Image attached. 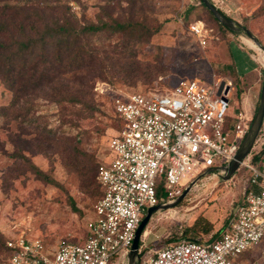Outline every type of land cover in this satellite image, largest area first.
<instances>
[{
  "label": "rangeland",
  "instance_id": "1",
  "mask_svg": "<svg viewBox=\"0 0 264 264\" xmlns=\"http://www.w3.org/2000/svg\"><path fill=\"white\" fill-rule=\"evenodd\" d=\"M118 1L78 0L71 10L78 18V26L115 16L122 20H146L152 29H158L150 42L142 45L134 61L126 62L127 65L136 62L135 69L152 74V81L142 79L132 83L126 80L120 76L125 70L119 67L117 60L111 59L113 65L108 66L112 85L108 94L163 92L176 87L182 79H200L208 85L217 80L233 87L231 117L242 109V98L246 97L256 113L263 88L262 50L251 47L244 40L252 50L250 55L233 40L237 35L211 21L198 0H138L136 6L129 5L128 0H120V4ZM211 1L229 18L247 28L264 46V0ZM17 3L24 4L11 1V4ZM191 8L193 11L188 15ZM197 22H202L208 30L205 49L191 33V26ZM95 45L108 57L115 56L110 47L101 48L107 44L97 42ZM99 70L96 68V73L87 74L91 75L92 83H100L102 89L105 88L102 87L104 80L95 75H101ZM11 97L12 93L0 79V264L8 257L6 243L15 238H38L50 250L62 243L83 241L99 194L81 187L78 175L64 166L65 158L71 153V147L76 146L84 155L85 163L93 159L99 163L107 161L111 156L110 139L120 126L109 98L97 100L91 95L87 107L100 110H92L88 114L90 118H77L72 112L82 110V105H58L36 97L32 100L34 122L28 123L21 118L15 119L10 113L3 114ZM39 126H48L51 135L40 132ZM259 150L255 144L247 160L251 162V156ZM19 152L26 158H19L16 155ZM222 162L217 160L216 165ZM37 170L42 172V177L36 174ZM214 174L207 173L177 207L152 216L140 242L141 261L182 239L208 241L219 236L242 201L251 173L240 167L226 181ZM208 225L212 230L206 234L203 229ZM244 258L242 264H264V241L251 247Z\"/></svg>",
  "mask_w": 264,
  "mask_h": 264
},
{
  "label": "built area",
  "instance_id": "2",
  "mask_svg": "<svg viewBox=\"0 0 264 264\" xmlns=\"http://www.w3.org/2000/svg\"><path fill=\"white\" fill-rule=\"evenodd\" d=\"M190 29L205 49L209 36L205 25L197 22ZM102 87L98 83L95 90L110 98L120 126L109 142L110 160L98 168L101 197L83 241L50 250L38 238H15L7 242L10 253L2 264H126L148 209L172 202L211 169L219 174V168L237 155L253 120L241 109L229 122L234 90L217 80L208 85L200 79H182L163 92L115 96L108 94L109 84ZM256 145L264 147V123ZM217 160L222 164L216 165ZM241 167L250 171V179L218 238L182 239L139 264H242L247 251L264 241V164L246 160ZM159 187L164 192L161 198Z\"/></svg>",
  "mask_w": 264,
  "mask_h": 264
},
{
  "label": "trees",
  "instance_id": "3",
  "mask_svg": "<svg viewBox=\"0 0 264 264\" xmlns=\"http://www.w3.org/2000/svg\"><path fill=\"white\" fill-rule=\"evenodd\" d=\"M11 1L24 4H11ZM118 2L121 3L120 0ZM198 2L211 21L226 29L204 4ZM128 3L136 6L138 0H128ZM73 4H78V0H0V79L12 93L8 107L3 109L4 115L10 113L15 119L33 123L32 111L35 108L32 100L37 97L58 105H82V110L72 112L74 117L90 118L88 114L92 110L97 111L98 107H87L89 97L93 95L97 100L109 97L95 90L97 84L92 83L91 75L87 73H96L98 68L101 75L95 74L96 77L112 85L109 81L111 68L108 66L113 65L111 59L120 63L119 67L125 70L120 76L126 80L132 83L142 79L152 81V74L135 69L138 67L136 62L128 65L126 62L134 61L142 45L149 43L158 29H152L146 20H122L115 16H108V20L100 19L88 26H78V18L71 12ZM192 11L193 8L188 10V15ZM97 42L107 44L101 48L110 47L115 56L108 57L95 45ZM234 120L235 117L230 116L229 122ZM71 122L74 123V120ZM39 127L40 132L51 135L52 130L48 126ZM16 155L26 158L20 152ZM84 159L80 150L72 146L64 166L78 175L83 189L95 190L100 198V163L94 159L85 163ZM251 163L264 164V147L253 153ZM36 174L43 176L38 170ZM163 196L164 192L159 187L158 197ZM197 229L196 226V232ZM211 230L212 227L208 225L203 232L208 234ZM7 253H10L8 248Z\"/></svg>",
  "mask_w": 264,
  "mask_h": 264
},
{
  "label": "water",
  "instance_id": "4",
  "mask_svg": "<svg viewBox=\"0 0 264 264\" xmlns=\"http://www.w3.org/2000/svg\"><path fill=\"white\" fill-rule=\"evenodd\" d=\"M204 6L213 14L215 19L223 25L226 29L229 31L239 35L244 36L248 38L254 45H256L260 50L264 52V46L260 43V41L244 26H241L236 21L229 18L227 15H224L222 11L215 6V4L211 0H199ZM224 87V83L221 85V88L219 90V94L221 93L222 89ZM264 123V67H263V88L260 95V102L259 106L257 108V111L254 115V118L252 120L250 129L245 136L237 155L235 158L226 166H223L219 168L218 171H220L219 175L223 180H229L231 179L235 173L239 170L241 165L247 160V158L251 155L256 141L258 139L260 130ZM215 169L209 170L207 173L213 172ZM206 173L201 174L197 178H195L192 182L188 184V186L185 188L183 193L173 200L172 202L160 204L158 206L149 208L146 215L142 219L136 235L135 239L133 241L131 250L127 257V263L126 264H139L140 261V242L142 239V235L144 233L145 228L147 227L149 221L151 220L152 216L159 212L164 211L168 209H172L177 207L191 192V190L194 188V186L202 179L204 178Z\"/></svg>",
  "mask_w": 264,
  "mask_h": 264
},
{
  "label": "crops",
  "instance_id": "5",
  "mask_svg": "<svg viewBox=\"0 0 264 264\" xmlns=\"http://www.w3.org/2000/svg\"><path fill=\"white\" fill-rule=\"evenodd\" d=\"M233 40H235L237 43H239V45H241L246 51H248L249 53H250V55L251 54H253L252 53V50L245 44V42H244V40H246V39H244V38H242V36H239V35H237V37L236 38H234ZM245 75V74H244ZM243 75V76H244ZM243 76H242V78H243ZM252 109V107H251V105H250V103H249V101H248V98L246 97V98H242V110H244L246 113H248V115H250V116H252L253 118H254V113H253V110H251ZM239 112V111H238ZM110 158H111V156L109 157V159H107V161H105V162H108L109 160H110ZM216 174H217V172H215ZM215 175V174H214ZM224 229H225V227H224ZM223 229V230H224ZM223 230H222V232H223ZM221 232V233H222ZM220 233V234H221ZM219 234V235H220ZM243 259H245L244 258V256L241 258V262L243 261ZM249 263V262H248Z\"/></svg>",
  "mask_w": 264,
  "mask_h": 264
},
{
  "label": "bare ground",
  "instance_id": "6",
  "mask_svg": "<svg viewBox=\"0 0 264 264\" xmlns=\"http://www.w3.org/2000/svg\"><path fill=\"white\" fill-rule=\"evenodd\" d=\"M245 41H247V43H248L251 47H253V48L259 50L258 47H257L256 45H254L252 42L248 41L247 39H246ZM260 58H261V57H260ZM99 84H100V83H99Z\"/></svg>",
  "mask_w": 264,
  "mask_h": 264
}]
</instances>
